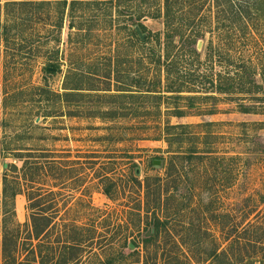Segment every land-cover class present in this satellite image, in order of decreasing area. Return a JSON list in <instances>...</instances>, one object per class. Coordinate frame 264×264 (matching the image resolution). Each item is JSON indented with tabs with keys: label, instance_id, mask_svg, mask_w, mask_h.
<instances>
[{
	"label": "rangeland",
	"instance_id": "374dc122",
	"mask_svg": "<svg viewBox=\"0 0 264 264\" xmlns=\"http://www.w3.org/2000/svg\"><path fill=\"white\" fill-rule=\"evenodd\" d=\"M34 1L0 0V264L5 176L21 189L14 216L10 211L21 224L11 227L21 244L31 229L28 195L35 191L54 220L45 242L79 243L77 264H209L213 251L226 246L220 228L232 226L237 203L245 218L251 203L244 199L258 190L264 195V128L254 125L264 115L240 113L232 94L188 100L207 94L167 91L166 72L157 64L166 54L164 19L143 17L163 0H127L120 7L108 0ZM137 22L152 32L146 44L131 33ZM210 39L208 33L197 45L203 58ZM231 41L235 48H223L215 37L219 54L231 50L256 60L264 47V35L258 44L243 32ZM78 85L110 86L108 94L115 95L82 96L72 89ZM118 86L129 91L119 97ZM209 121L215 124L199 126ZM167 123L191 128L170 146ZM194 148L241 159L203 164L185 158ZM147 177L162 178L161 203L148 216ZM69 256L58 250L45 263L63 264Z\"/></svg>",
	"mask_w": 264,
	"mask_h": 264
},
{
	"label": "trees",
	"instance_id": "16d2710c",
	"mask_svg": "<svg viewBox=\"0 0 264 264\" xmlns=\"http://www.w3.org/2000/svg\"><path fill=\"white\" fill-rule=\"evenodd\" d=\"M9 1L8 3L12 4H31L35 2L34 0ZM97 1L100 2V0ZM108 1L114 2L115 5L120 7L121 3L127 0ZM139 2L147 5L149 0H139ZM149 9L143 12L146 13ZM147 13L143 17L152 14L151 17L153 18L162 16L164 19L166 54L164 62L159 58L157 64L164 67L166 72L167 81L170 83L168 92L207 94L206 96L187 97L188 100L218 99L217 96L211 95V93L218 95L232 94L235 95L233 99L237 103L240 113L264 115V47L260 52L258 50L259 56H256L257 59L255 60L251 55L238 54L233 56L230 54L231 50L226 52L227 54H219L220 48L215 45L216 37L223 48L229 45L232 47L230 49H233L235 45L230 44V42H233L231 40H234L235 36L239 37L241 32L245 33L248 40L250 39L258 44L260 36L264 35V0H163L162 8H158L156 12L150 11ZM208 23L209 26H207ZM136 25L146 35L145 39L143 41L140 39L135 27L131 30V33L139 39L141 44L148 43L152 39V32H148L147 27L141 22H137ZM70 27L74 28L73 25ZM208 33L211 34V39L203 58V54L198 51L197 45L199 40L204 39ZM0 34L2 33L0 32ZM159 35L155 34L156 37ZM256 48L259 49L260 46ZM175 49L178 51L176 52ZM218 55L219 58H217ZM54 66L60 67L56 64ZM217 66L222 67L224 70H216ZM174 78L177 79L173 80ZM194 87L201 90L197 91ZM72 89L81 94L83 91H102L107 95L112 91L110 86L109 88L100 89L83 88L78 85ZM115 90L119 92V97L126 95L129 91V89L121 86H118V89ZM145 91L152 92L154 90L148 89ZM108 95L114 96L115 94ZM189 106L192 107L193 104ZM111 112L108 109L104 113L111 114ZM178 113L179 116L184 115L182 111ZM215 113V108L209 110V114ZM214 124V122L209 121L199 126L210 127ZM254 125L264 128V122H254ZM189 128H191L189 125L167 123L164 132L168 144L172 146L174 143H181L182 136L180 135ZM180 130L182 131L173 133V131ZM185 158L190 160L199 159L203 164L209 162L216 165V162L221 161V164L225 166L227 160L238 162L241 156L221 157L213 150L194 148V150H189ZM106 179L110 180V177L106 176ZM161 180V177H147L145 180L147 216L150 212L156 214L157 205L161 203ZM20 192V186L10 187L9 179L5 176L1 203L5 211L3 219V264H46L45 262L52 259L58 250L63 256L70 254L69 257H64L63 264L79 263L81 256L78 253L76 254L80 248L79 243L68 242L61 247H56L52 241L45 242L44 237H51L54 220L51 215L43 212V201L41 198H37L38 192L35 191H29L28 195L31 209V229L23 243H19V236L12 231V228L21 226L19 222H14L13 217L15 198ZM105 193L108 196L111 195L109 189L105 190ZM259 195H261L262 200L257 198ZM244 200L251 203L249 216L245 218L239 216L238 211L244 209H242L241 203L238 202L232 226L229 228L221 226L220 228L221 239L226 242V246L220 245L213 251L210 258L213 257L214 260L212 259L209 264H219V260L222 264H264V195L258 190L255 195L251 194ZM261 202L263 203L262 206L260 205ZM10 211L13 216L10 215ZM220 217L225 219L232 216L228 213H221ZM12 220L13 222L9 223ZM159 221L158 219V224ZM158 224L153 227V231L150 230L153 236L159 233ZM19 245L22 246V253H25L22 257L19 256L21 254ZM45 247L47 248L45 249L48 252L47 255L44 252ZM223 261L225 262L223 263Z\"/></svg>",
	"mask_w": 264,
	"mask_h": 264
},
{
	"label": "water",
	"instance_id": "95a60500",
	"mask_svg": "<svg viewBox=\"0 0 264 264\" xmlns=\"http://www.w3.org/2000/svg\"><path fill=\"white\" fill-rule=\"evenodd\" d=\"M135 29H136V31H137V33H138L140 39L143 41V40L145 39V36H146V35L141 31V29H140L139 26H136ZM201 46H202V44H201V42H199V44H198V48H201ZM157 163H158V161H157ZM137 172L139 173V170H137ZM131 247L133 248L134 245H131Z\"/></svg>",
	"mask_w": 264,
	"mask_h": 264
}]
</instances>
